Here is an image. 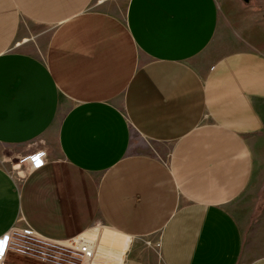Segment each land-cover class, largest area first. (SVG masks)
<instances>
[{
	"label": "crops",
	"instance_id": "crops-1",
	"mask_svg": "<svg viewBox=\"0 0 264 264\" xmlns=\"http://www.w3.org/2000/svg\"><path fill=\"white\" fill-rule=\"evenodd\" d=\"M26 225L264 264V0H0V239Z\"/></svg>",
	"mask_w": 264,
	"mask_h": 264
},
{
	"label": "built area",
	"instance_id": "built-area-1",
	"mask_svg": "<svg viewBox=\"0 0 264 264\" xmlns=\"http://www.w3.org/2000/svg\"><path fill=\"white\" fill-rule=\"evenodd\" d=\"M44 153L22 157L18 164L27 172L43 164ZM8 255H16L37 264H90L95 256V244L84 237L56 240L44 237L29 226L13 227L0 239V264Z\"/></svg>",
	"mask_w": 264,
	"mask_h": 264
},
{
	"label": "rangeland",
	"instance_id": "rangeland-1",
	"mask_svg": "<svg viewBox=\"0 0 264 264\" xmlns=\"http://www.w3.org/2000/svg\"><path fill=\"white\" fill-rule=\"evenodd\" d=\"M12 162L14 164H16L17 161L13 160ZM12 162L11 161H7V162H5V165H8L10 173L13 174L14 176H16L15 174L17 172L14 171V169L12 167ZM93 231H90L85 237H88L90 240H93V239L98 238L101 234H105V236H107V233L105 231H101V229L98 232H93ZM4 264H37V263L33 262V261H30L28 259H25V258L16 256V255H9V256H7L6 260L4 261Z\"/></svg>",
	"mask_w": 264,
	"mask_h": 264
},
{
	"label": "bare ground",
	"instance_id": "bare-ground-1",
	"mask_svg": "<svg viewBox=\"0 0 264 264\" xmlns=\"http://www.w3.org/2000/svg\"><path fill=\"white\" fill-rule=\"evenodd\" d=\"M92 241L95 244V249H96L97 255L99 253L111 254V251L108 249L110 247V245L108 243L104 244V241L103 240L101 241V238H96V239H93ZM94 257H96V256H94ZM90 264H98V263H96V259H95L93 261H90Z\"/></svg>",
	"mask_w": 264,
	"mask_h": 264
},
{
	"label": "water",
	"instance_id": "water-1",
	"mask_svg": "<svg viewBox=\"0 0 264 264\" xmlns=\"http://www.w3.org/2000/svg\"><path fill=\"white\" fill-rule=\"evenodd\" d=\"M243 2L247 3V2H248V0H243Z\"/></svg>",
	"mask_w": 264,
	"mask_h": 264
}]
</instances>
